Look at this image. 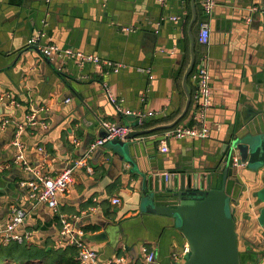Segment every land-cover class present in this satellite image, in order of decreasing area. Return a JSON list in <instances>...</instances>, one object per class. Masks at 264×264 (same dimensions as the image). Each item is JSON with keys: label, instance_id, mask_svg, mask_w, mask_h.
<instances>
[{"label": "crops", "instance_id": "crops-1", "mask_svg": "<svg viewBox=\"0 0 264 264\" xmlns=\"http://www.w3.org/2000/svg\"><path fill=\"white\" fill-rule=\"evenodd\" d=\"M202 5L203 0H0V189L5 190L0 191V228L15 206L26 213L18 227L31 235L26 242L65 248L69 244L56 220L60 212L83 231L99 264H144L145 248L156 253L152 264L185 262L187 241L172 221L145 211L144 193L169 191L163 172L173 173V187L181 186L185 169L202 166L216 172L227 141L249 128L252 118L264 116V0H217L208 17L209 44L198 39L207 18ZM38 32L49 43L110 63L97 68L58 54L47 57L27 44ZM205 56L213 84L206 120L210 136L168 138L163 151L170 128L158 127L195 121L194 76ZM126 110L156 114L139 122L136 113ZM31 115L34 121L28 120ZM104 122L131 126V132L150 131L126 136L124 148L107 142L87 156L92 141L105 132ZM21 123L25 158L40 174L55 175L82 157L92 168L74 171L57 211L32 200L23 184L37 172L16 158L13 140ZM237 200L242 214L250 203L241 208L242 199ZM137 219L146 228L141 237L134 240L132 234L117 242L114 227ZM248 239L256 242L252 250L260 255L255 264H263L264 243L260 247L256 238L244 236L245 251Z\"/></svg>", "mask_w": 264, "mask_h": 264}, {"label": "water", "instance_id": "water-1", "mask_svg": "<svg viewBox=\"0 0 264 264\" xmlns=\"http://www.w3.org/2000/svg\"><path fill=\"white\" fill-rule=\"evenodd\" d=\"M191 101L192 98H189L188 106ZM130 119L136 120L134 116ZM134 123L136 125L138 122ZM250 123L249 128L227 141L216 172L214 169L206 171L202 166L185 169L181 175L180 187L172 186L173 173L169 172L171 174L166 179L163 172L160 175L165 182H169V191L164 194L144 193L142 206L145 211L172 221L176 230L187 241L189 250L184 256L183 264H255L260 256L252 251L250 245H247L246 251L242 247L244 236L256 238L260 247L264 243V116L254 117ZM175 124L158 128H171ZM148 131L150 130H134L127 137H135ZM105 134L106 130L102 136ZM109 142L122 148L126 144L120 138ZM234 156L239 158V165L246 162V166L243 168L235 165ZM153 173L159 175L157 170ZM175 174L177 178L178 175L176 172ZM244 176L260 184L250 186L244 182ZM234 190L236 194H233ZM238 197L242 199L241 208L250 203L242 214H239L235 206ZM138 221L139 219L123 221L120 225L113 226L112 232H117V242L129 240L132 234L134 240L140 238L146 228L141 220ZM107 232L112 233L110 228ZM245 243L248 244V241Z\"/></svg>", "mask_w": 264, "mask_h": 264}, {"label": "built area", "instance_id": "built-area-1", "mask_svg": "<svg viewBox=\"0 0 264 264\" xmlns=\"http://www.w3.org/2000/svg\"><path fill=\"white\" fill-rule=\"evenodd\" d=\"M217 6V0H203L204 14L207 16L202 23L200 28V33L198 36L199 42L202 44H209L211 41V24L208 19L212 15L213 10ZM256 7H253L251 11H254ZM178 21L177 18H174ZM252 20V17L248 19ZM125 30H131V27H124ZM45 33L38 32L33 35L27 41L28 46L35 47L39 51H41L45 56L52 57L54 55H62L67 58L77 59L79 63H93L97 68H102L103 64L110 62L103 61L101 57L93 53H84L82 51H76L70 48H63L55 43H49L45 40ZM115 70L118 71L119 67H115ZM196 80V91H195V99L197 103V111L194 115V124H179L173 128L166 130L164 133L163 146L162 150H168V138H176V139H185V138H200L205 139L210 136V127L207 120V114L212 108L213 105V84H212V76L210 73V69L208 64L206 63V56L203 58L202 64L198 68L195 76ZM127 114H135L137 115L138 121L142 122L146 118L152 117L156 114L154 111H140L135 112L131 110H126ZM35 115L29 116V121H34ZM9 120H5L2 124H7ZM106 128V134L104 136H100L92 141L89 150L87 152L90 154L97 147L105 145L112 139L120 138L124 139L132 130L131 126L124 124H116L111 122L103 123ZM24 130V125L19 124L15 138L13 140V144L17 149L16 158L19 162H22L26 168L30 171H36L34 179L30 181L23 182L29 188V194L32 200L35 202H44L47 203L48 206L54 211L58 210L59 206V195L69 191L70 185L73 182V174L74 171L81 166H87L90 171L92 168L87 164L86 158L82 157L70 165L66 166L60 172L55 175H42L38 171L36 167L30 166L25 158V144L21 140V134ZM239 158L234 156V164L239 165ZM245 167L246 162H243L239 167ZM171 173L165 172L166 179L169 178ZM113 203L117 204L120 202V198H113ZM25 211L23 209H19L15 206L10 207V216L7 220L4 227L0 228V239L1 242L8 243L10 241H18V242H26L29 241L31 235L26 232H20L18 227L24 223L25 220ZM62 220V230L61 236L67 238L65 242L67 244H75L79 248V260L81 264H99V254L98 252L90 247L88 243L84 239L83 231H78L75 229L72 220L67 218L66 216H61ZM189 250V246L186 248V253ZM145 252V262L144 264H152L155 262L156 253L144 249ZM117 261H122L123 257H119L116 259Z\"/></svg>", "mask_w": 264, "mask_h": 264}, {"label": "trees", "instance_id": "trees-1", "mask_svg": "<svg viewBox=\"0 0 264 264\" xmlns=\"http://www.w3.org/2000/svg\"><path fill=\"white\" fill-rule=\"evenodd\" d=\"M202 14L203 16L205 15L203 5ZM190 124H194V122L192 121ZM144 126L145 124L142 125V127ZM60 214V212L56 213L57 227L59 230L63 226ZM247 241L248 244L246 246L250 245L251 248L255 247V241L250 239ZM50 245L52 247L48 249ZM78 255L79 248L75 244L66 245L65 248H55L53 243L40 247L38 244L29 242L13 240L8 243L0 242V264H81L77 258Z\"/></svg>", "mask_w": 264, "mask_h": 264}]
</instances>
